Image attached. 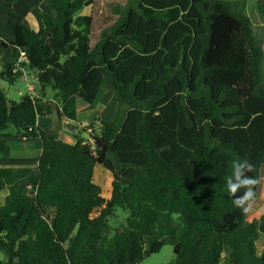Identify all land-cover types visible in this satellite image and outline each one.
I'll use <instances>...</instances> for the list:
<instances>
[{"label":"trees","instance_id":"16d2710c","mask_svg":"<svg viewBox=\"0 0 264 264\" xmlns=\"http://www.w3.org/2000/svg\"><path fill=\"white\" fill-rule=\"evenodd\" d=\"M48 1L32 7L36 30L12 14L0 63V82L32 76L54 91L14 101L0 87V156L13 135L41 141L29 182L0 167V264H140L165 244L169 264H264V214L243 223L253 201L237 208L226 189L232 157L253 166L256 197L264 165V48L248 0H125L93 43L92 0ZM105 83L114 119L73 126L77 103L91 109ZM53 113L71 139L38 126ZM96 166L111 173L107 198ZM117 208L126 216L112 226Z\"/></svg>","mask_w":264,"mask_h":264},{"label":"rangeland","instance_id":"374dc122","mask_svg":"<svg viewBox=\"0 0 264 264\" xmlns=\"http://www.w3.org/2000/svg\"><path fill=\"white\" fill-rule=\"evenodd\" d=\"M20 3L22 4L23 0H20ZM115 4H118L120 5V7H122L123 5H125V0H92V3L84 8L83 12L90 14L92 16V34H91L92 43L95 42L102 28L109 26L117 18V13L114 11ZM245 12L251 19L254 34L262 40L263 48H264V13L259 11L255 0L247 1ZM12 14L13 13L9 12L6 13V17H2L5 21L6 27L3 30H0V35H4L8 40H11L12 33H10L8 31L9 29H7L8 28L7 19L11 20L14 23L15 19L12 16ZM2 18H0V23L2 22L3 24L4 21L2 20ZM9 51H10L9 48H7V50L3 48L0 41V62H3L4 58L9 57ZM262 69L264 72V58L262 63ZM27 83L29 85H32L33 87L32 90L28 89ZM0 87L4 90L6 96L10 100H14V101L20 100L22 95L30 92L33 95H39L42 99H49V98L52 99L54 94L53 89H51L50 87H48L45 90V92H39L38 85L34 77L32 76L29 77L26 76V79L20 78L14 84H8L4 81H1ZM89 110L90 113L88 112V114L89 115L92 114V116L90 119H88V117L86 118L88 122L85 121L83 125L80 124L78 126H76L78 123L76 120L72 121L71 123L74 126L81 129L85 127L87 123H89L90 121L94 120L97 117L107 120L114 119L118 111V100L115 91L110 89L105 83L102 86L93 107ZM97 123L99 126L100 122L97 121ZM38 125L40 128H47L51 126L52 129H56L57 133L62 138H66V139L72 138V133H73L72 130L74 129L68 127L65 121L63 120L60 121L55 113L49 116H39ZM81 135L83 137L88 136L86 132L83 131L81 132ZM239 161H242V159L239 157H232L230 159V163L227 171V177H230L232 175L233 164ZM263 170L264 169L262 167L260 173H262ZM93 176L95 183L98 184L102 190V195L106 198L109 197L110 196L109 180L111 179V173L108 172L106 169L102 168L101 166H96ZM254 209L255 208L252 207V205L248 208L243 223H247L251 218L258 216L254 214V212L256 211ZM125 216L126 213L123 212L120 208H117L115 211V217H114L115 219L114 220L110 219L109 222L113 226L117 223V221H122L125 218ZM5 260H6V256L3 253V251L0 249V261L4 262ZM173 260H174L173 248L170 244H165L160 251L144 257L140 261V264H169Z\"/></svg>","mask_w":264,"mask_h":264},{"label":"crops","instance_id":"0c3cea01","mask_svg":"<svg viewBox=\"0 0 264 264\" xmlns=\"http://www.w3.org/2000/svg\"><path fill=\"white\" fill-rule=\"evenodd\" d=\"M15 1V2H14ZM38 5L40 10L49 9L48 0H23V3H20V0H0V18L6 17V13H13L23 16V23L31 28L38 29L39 19L37 16L36 9L32 7ZM264 13V12H263ZM4 21V19L2 18ZM14 23L11 20L7 19L8 31L13 34ZM6 27L5 21L2 24L0 23V30H3ZM12 40V38H11ZM8 40L4 35H0L1 45L5 50L9 48V54L11 52L10 46L8 43L11 41ZM7 45V46H6ZM8 58V57H7ZM6 59V58H4ZM2 63V62H0ZM78 113L76 116V121L78 122L76 126L83 125V123L88 122V119L91 118L92 114L89 109L84 107V103L79 101L77 103ZM92 113V112H91ZM81 116V117H79ZM67 124V122L65 121ZM38 124V118H37ZM73 125V124H72ZM39 126V125H38ZM68 126V125H67ZM74 126V125H73ZM73 128L72 126H68ZM13 132L14 129L10 128ZM70 133V131H69ZM8 145L10 147V154L6 157L0 156V167H18L21 169L24 174L23 182H29L31 177L37 172L38 156L41 152V141L39 138H18L16 136H11L8 138ZM264 169V165L262 166ZM262 174V175H261ZM8 190L6 185L0 186V205L4 202L5 196ZM252 207L256 210L255 215L264 214V170L260 173V183L258 187V193L256 199L252 202Z\"/></svg>","mask_w":264,"mask_h":264},{"label":"clouds","instance_id":"9594fccd","mask_svg":"<svg viewBox=\"0 0 264 264\" xmlns=\"http://www.w3.org/2000/svg\"><path fill=\"white\" fill-rule=\"evenodd\" d=\"M252 170L253 166L246 160L235 162L232 175L226 179V189L233 196L232 203L244 211H247L246 204L256 198L255 186L258 181L248 175ZM241 189H243L242 194L236 195Z\"/></svg>","mask_w":264,"mask_h":264},{"label":"built area","instance_id":"2783aa9c","mask_svg":"<svg viewBox=\"0 0 264 264\" xmlns=\"http://www.w3.org/2000/svg\"><path fill=\"white\" fill-rule=\"evenodd\" d=\"M24 59H25V53H24V51L19 50L18 62H19V61H22V60H24ZM18 67H19V66H18ZM22 78H23V79H26L24 76H23ZM27 85H28V89H29V90H32V89H33L32 85H29L28 83H27Z\"/></svg>","mask_w":264,"mask_h":264}]
</instances>
